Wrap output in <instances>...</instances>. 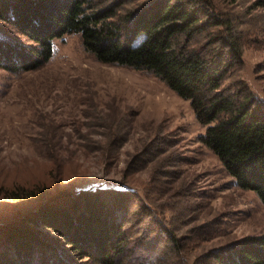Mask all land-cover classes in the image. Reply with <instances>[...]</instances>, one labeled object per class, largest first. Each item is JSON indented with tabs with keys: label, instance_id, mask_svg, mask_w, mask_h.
<instances>
[{
	"label": "rangeland",
	"instance_id": "rangeland-1",
	"mask_svg": "<svg viewBox=\"0 0 264 264\" xmlns=\"http://www.w3.org/2000/svg\"><path fill=\"white\" fill-rule=\"evenodd\" d=\"M219 6L241 39V59L226 81H244L264 101V0H221ZM4 39L31 43L0 19ZM202 132L188 99L163 80L101 62L84 49L79 33L66 34L37 69L0 65V210L18 204L5 193L47 172L68 180L69 192L97 183L121 186L132 213L133 250L119 264H215L214 250L264 234V204L228 175L200 141ZM27 219H2L0 211V255L10 251L17 264H90ZM13 233L11 253L5 246Z\"/></svg>",
	"mask_w": 264,
	"mask_h": 264
},
{
	"label": "trees",
	"instance_id": "trees-1",
	"mask_svg": "<svg viewBox=\"0 0 264 264\" xmlns=\"http://www.w3.org/2000/svg\"><path fill=\"white\" fill-rule=\"evenodd\" d=\"M136 1L0 0V19L31 42L4 39L0 65L11 71L37 69L52 57L56 38L79 33L97 60L149 71L188 99L203 127L200 141L264 204V101L244 81H226L241 59V39L222 14L221 0ZM38 179L4 194L18 204L0 210L2 219L16 221L25 214L33 225L53 232L47 236L54 243L67 244L90 264H119L133 250L124 188L97 183L69 192V181L50 172ZM51 190L58 192L51 196ZM8 235L5 247L12 253L17 235ZM8 254L0 255V264H17ZM211 258L215 264H264V234L244 236L214 250Z\"/></svg>",
	"mask_w": 264,
	"mask_h": 264
}]
</instances>
